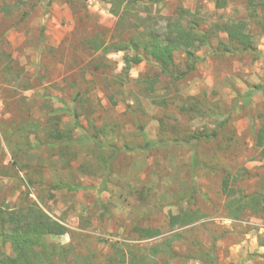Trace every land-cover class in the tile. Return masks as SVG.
I'll use <instances>...</instances> for the list:
<instances>
[{"label":"rangeland","instance_id":"obj_1","mask_svg":"<svg viewBox=\"0 0 264 264\" xmlns=\"http://www.w3.org/2000/svg\"><path fill=\"white\" fill-rule=\"evenodd\" d=\"M113 1L0 0V229L34 206L65 264H264V0H123L131 24L207 34L182 79L183 52L126 67Z\"/></svg>","mask_w":264,"mask_h":264},{"label":"trees","instance_id":"obj_2","mask_svg":"<svg viewBox=\"0 0 264 264\" xmlns=\"http://www.w3.org/2000/svg\"><path fill=\"white\" fill-rule=\"evenodd\" d=\"M123 0L113 1L111 3L110 14L117 18L116 30L120 35L134 31V36L129 42L121 43L118 52H127L135 54V58H125L124 62L129 69L131 65H137L141 62L137 52L142 51L143 55L149 57L162 71L174 67V55L177 52H183L185 56V70L176 76L177 79L185 78L191 73L197 63L194 56L195 51L206 45L209 37L207 34L196 33L195 29L190 27L184 29L175 22L167 23L165 28L151 30L145 27V21L137 16L133 19L138 24H131L128 20V10L123 9L120 12ZM180 14L191 15L187 11H181ZM144 26V27H143ZM142 30H139L142 28ZM218 29V28H217ZM221 30V29H220ZM224 32H230L234 40L244 49L251 48L249 37L244 33V24H230L223 29ZM256 91V90H255ZM253 92L247 95L251 96ZM155 143L148 144L145 149L155 146ZM57 190L59 188H53ZM65 189L69 190L68 187ZM223 193L227 194V187L223 188ZM4 221V220H3ZM2 221V222H3ZM0 229V264H55V262L66 263L67 250L49 243L51 237L64 236L67 233L66 228L51 220L39 208H30L25 216L11 215L1 225ZM145 239H152L158 235L157 231L145 230L141 232ZM9 245L13 257L6 256L2 249ZM258 246L264 249V238L258 239ZM109 257L105 264H125L124 257L119 251ZM208 259L212 263V254L209 253ZM92 256V257H91ZM88 260L90 264H99L96 256L91 255ZM264 259V255L262 256ZM136 256L132 257L134 261Z\"/></svg>","mask_w":264,"mask_h":264}]
</instances>
